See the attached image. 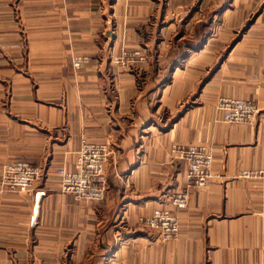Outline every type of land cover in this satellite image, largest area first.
I'll list each match as a JSON object with an SVG mask.
<instances>
[{
	"label": "crops",
	"instance_id": "0c3cea01",
	"mask_svg": "<svg viewBox=\"0 0 264 264\" xmlns=\"http://www.w3.org/2000/svg\"><path fill=\"white\" fill-rule=\"evenodd\" d=\"M220 95L258 115L224 120ZM83 140L111 150L101 201L59 191ZM200 143L194 186L171 146ZM16 160L43 172L0 184V264H264V176H241L264 169V0H0V171ZM185 189L175 238L141 224Z\"/></svg>",
	"mask_w": 264,
	"mask_h": 264
},
{
	"label": "built area",
	"instance_id": "2783aa9c",
	"mask_svg": "<svg viewBox=\"0 0 264 264\" xmlns=\"http://www.w3.org/2000/svg\"><path fill=\"white\" fill-rule=\"evenodd\" d=\"M86 55L75 54L72 65L79 68L88 59ZM143 59L139 50L123 51L114 57L122 64ZM216 108L222 113L223 119L233 123H248L259 112L257 103L251 99L220 95L216 99ZM172 150L187 164L189 185L200 186L210 181L212 174L213 155L203 144H172ZM111 153L103 143L83 140L77 153L75 166L69 169L64 166L56 168L60 177L59 191L71 193L78 200L101 201L105 197L107 176L105 163ZM42 167L23 160L5 163L0 171L1 188L6 191L33 190L36 182L42 177ZM243 177H263L264 169L243 170ZM45 191H35L41 197ZM187 189L174 192L169 197L170 207L156 208L150 215L141 219V224L155 231L163 240L175 238L179 233V217L175 210H181L188 204Z\"/></svg>",
	"mask_w": 264,
	"mask_h": 264
},
{
	"label": "trees",
	"instance_id": "16d2710c",
	"mask_svg": "<svg viewBox=\"0 0 264 264\" xmlns=\"http://www.w3.org/2000/svg\"><path fill=\"white\" fill-rule=\"evenodd\" d=\"M197 47V46H196ZM194 48V46H193ZM186 53H183V52H179V54L177 55V58L180 60L182 59L183 57H185Z\"/></svg>",
	"mask_w": 264,
	"mask_h": 264
},
{
	"label": "rangeland",
	"instance_id": "374dc122",
	"mask_svg": "<svg viewBox=\"0 0 264 264\" xmlns=\"http://www.w3.org/2000/svg\"><path fill=\"white\" fill-rule=\"evenodd\" d=\"M257 115H258V113L255 115V117H256ZM255 117H254V118H255ZM254 118H253V119H254ZM200 144H202V143H200ZM203 145H204V144H203ZM70 194H71V193H70Z\"/></svg>",
	"mask_w": 264,
	"mask_h": 264
}]
</instances>
